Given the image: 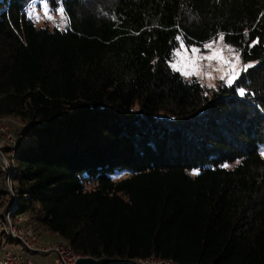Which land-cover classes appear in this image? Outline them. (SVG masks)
<instances>
[{
    "label": "trees",
    "instance_id": "16d2710c",
    "mask_svg": "<svg viewBox=\"0 0 264 264\" xmlns=\"http://www.w3.org/2000/svg\"><path fill=\"white\" fill-rule=\"evenodd\" d=\"M37 1L0 0V117L29 124L14 216L82 257L264 264V0H43L62 30ZM220 33L256 62L232 86L169 68L177 37Z\"/></svg>",
    "mask_w": 264,
    "mask_h": 264
},
{
    "label": "built area",
    "instance_id": "2783aa9c",
    "mask_svg": "<svg viewBox=\"0 0 264 264\" xmlns=\"http://www.w3.org/2000/svg\"><path fill=\"white\" fill-rule=\"evenodd\" d=\"M29 124L20 125L8 116L0 117V236L16 243L9 247L0 239V264H37L32 254L48 255L41 264H74L79 258L73 254L71 247L62 241L43 244L35 235L34 225L28 215H15L18 205L13 192L11 176L12 167L7 160L15 156L16 145ZM7 198V200L5 199ZM136 264H179L171 259H161L154 255L139 258Z\"/></svg>",
    "mask_w": 264,
    "mask_h": 264
},
{
    "label": "rangeland",
    "instance_id": "374dc122",
    "mask_svg": "<svg viewBox=\"0 0 264 264\" xmlns=\"http://www.w3.org/2000/svg\"><path fill=\"white\" fill-rule=\"evenodd\" d=\"M45 5H46V3L43 0L37 1L33 4H30L28 6V9H27L28 10L27 11L28 16L30 18H32L37 24L47 26L49 29H60V30L65 29L67 26V19H66L64 12L62 14L58 10L60 8H58L56 11H51L47 6V14H46ZM183 42H184V40H183ZM179 43H180V41L178 40V45H177V47H175L172 50L171 55H170V59L168 61V66L172 71L180 74L186 80L196 79L203 86H205L209 89H215L218 83H221L224 87L232 86L235 83L236 80H234V82L231 85H229L227 83V75H226L227 67L218 64L217 61H215V60H213L211 62L208 60H197L196 61V66L198 68V74L197 75L184 76L179 71L174 70L172 65H173V63H176L177 60L173 56V53L178 48ZM184 44L186 46H188V44H186L185 42H184ZM203 44H200V45L189 44V45L201 48V54H206L207 50H205L203 48ZM218 46L224 47L223 44L218 45ZM224 55L226 57H228L229 59L232 58V54L230 52H228L227 50H225ZM245 63L251 64V65H253V67H255V65H256L255 61H243L240 57V63L237 65V69L240 70V75L242 72H245L242 70ZM253 67H251V68H253ZM251 68H248V69H251ZM209 74H211V77H212L211 79L209 78ZM222 75L225 76V79H223V80L221 79ZM209 85H211V87ZM239 90H240V88L236 87V91H237L238 95H241ZM13 120L20 125L28 124V123L19 122L15 119H13ZM258 153H259L260 157L264 160V145L263 144L258 146ZM6 160H7V163L9 162V165L12 167L13 174H14V166L12 164V160H8V159H6ZM237 162L238 161L232 162V163H225V165H227V166L226 167L224 166V168L225 169H231L233 166H235L237 164ZM13 174H12V176H13ZM12 176H11V182H12ZM129 176H130V170H123V171L115 172L110 177H111V180L113 182H115V181H118L121 179L128 178ZM93 187H94L93 184H91L90 182L89 183L84 182L83 188L85 191L92 190ZM5 199L7 200V198H5ZM30 222L32 223L31 219H30ZM34 228H35V226H34ZM35 233H36L35 235L37 236L38 240L40 242H42L43 244H49V243H53L56 241H62L64 244H67L66 242H64L61 239H57V238L48 236L46 234H40L38 232V230H36V228H35ZM0 239H1L2 243H8L9 247H16V243H12V242L7 241L5 236L2 234L0 236ZM47 256L48 255L32 254V259L35 263L41 264V262H46V260L49 261V259H47ZM124 260H126V259H124ZM128 261L133 262L134 260H128Z\"/></svg>",
    "mask_w": 264,
    "mask_h": 264
},
{
    "label": "snow or ice",
    "instance_id": "6c2138e0",
    "mask_svg": "<svg viewBox=\"0 0 264 264\" xmlns=\"http://www.w3.org/2000/svg\"><path fill=\"white\" fill-rule=\"evenodd\" d=\"M63 14V8L58 9ZM45 12L47 14V5H45ZM180 41L178 48L174 51L173 56L176 58L177 62L173 63L172 67L174 70L179 71L184 76H191L198 74V68L196 66L197 60H208L217 61L218 64L227 67V83L231 85L234 80L240 78V70L237 69V65L240 63V53L236 52L235 49L229 46L225 42V34L220 33L216 37H210L208 42L203 44V48L206 54H201V48L188 45L186 46L181 37H177ZM260 42V38L253 41L250 46L254 47L256 43ZM223 44L224 47H219L218 45ZM225 50L232 54V58L229 59L224 55ZM253 67L251 64H244L243 71H247L248 68ZM211 79V74H209ZM221 79H225L222 75ZM211 87V85H209ZM240 94L243 95V90L240 89ZM238 163V162H237ZM225 167L227 165H224ZM194 174H198L195 172Z\"/></svg>",
    "mask_w": 264,
    "mask_h": 264
},
{
    "label": "water",
    "instance_id": "95a60500",
    "mask_svg": "<svg viewBox=\"0 0 264 264\" xmlns=\"http://www.w3.org/2000/svg\"><path fill=\"white\" fill-rule=\"evenodd\" d=\"M74 264H136V263L121 259H109V258L94 259L91 257H87V258H79Z\"/></svg>",
    "mask_w": 264,
    "mask_h": 264
},
{
    "label": "bare ground",
    "instance_id": "6f19581e",
    "mask_svg": "<svg viewBox=\"0 0 264 264\" xmlns=\"http://www.w3.org/2000/svg\"><path fill=\"white\" fill-rule=\"evenodd\" d=\"M29 220H30V219H29ZM73 254L76 255V256H78L79 258H87V257H82V256H80V255H77V254H75L74 252H73ZM79 258H78V259H79ZM78 259H77V260H78ZM77 260H76V261H77ZM121 260H124V259H121ZM126 261H128V260H126ZM134 261H135V260H134ZM134 261H133V263H135ZM130 262H131V261H130ZM71 264H72V263H71Z\"/></svg>",
    "mask_w": 264,
    "mask_h": 264
}]
</instances>
